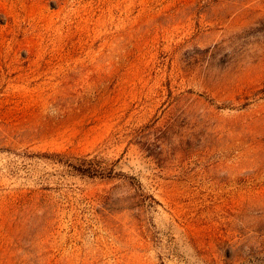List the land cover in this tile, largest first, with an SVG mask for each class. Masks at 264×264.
I'll use <instances>...</instances> for the list:
<instances>
[{"label":"rangeland","instance_id":"obj_1","mask_svg":"<svg viewBox=\"0 0 264 264\" xmlns=\"http://www.w3.org/2000/svg\"><path fill=\"white\" fill-rule=\"evenodd\" d=\"M0 264H264V0H0Z\"/></svg>","mask_w":264,"mask_h":264},{"label":"trees","instance_id":"obj_2","mask_svg":"<svg viewBox=\"0 0 264 264\" xmlns=\"http://www.w3.org/2000/svg\"><path fill=\"white\" fill-rule=\"evenodd\" d=\"M73 169L80 174L91 178H104V176L110 177L114 174V169L105 167L102 160L97 156L91 159L86 157L85 159L80 160V164L78 166H73ZM128 186L135 192L134 198L130 199V201H136L141 204L148 201V199H152L154 201L152 197L145 194L144 187L136 179H129Z\"/></svg>","mask_w":264,"mask_h":264}]
</instances>
